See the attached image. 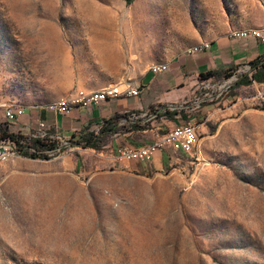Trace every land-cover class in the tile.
Masks as SVG:
<instances>
[{"label": "rangeland", "instance_id": "1", "mask_svg": "<svg viewBox=\"0 0 264 264\" xmlns=\"http://www.w3.org/2000/svg\"><path fill=\"white\" fill-rule=\"evenodd\" d=\"M255 4L264 11V0H0V104L29 113L12 123L0 108V126L14 132L29 117L33 127L80 90L123 88L146 57L166 58L191 32ZM111 54L123 56L118 66ZM249 69L228 67L181 101L151 105L137 117L145 130L128 136L122 122L102 149L76 138L50 159L0 153V264H264L263 82L237 83ZM167 107L192 118L159 116ZM188 122L194 157L115 156Z\"/></svg>", "mask_w": 264, "mask_h": 264}, {"label": "crops", "instance_id": "2", "mask_svg": "<svg viewBox=\"0 0 264 264\" xmlns=\"http://www.w3.org/2000/svg\"><path fill=\"white\" fill-rule=\"evenodd\" d=\"M93 11L98 12L97 10ZM260 27H264V11L256 4L254 10L241 8L235 14H231L228 20H224V22L215 23V21L211 20L205 31L196 29L195 32H191L188 35V43L172 46V49H170L171 55H167L166 58L163 56L155 58L148 56L143 60L144 65L140 67V71L132 72L128 76V82L124 84L123 89L129 85L135 88L138 87L141 96L119 97L104 101L92 108H74L67 115L48 114L47 118L44 119L64 131H70L72 134L79 133L85 128L95 129L104 119L112 117L116 113L140 111L139 115H144L150 106L155 103L167 105L181 101L190 96L199 84L215 77L204 78V73L208 71H223V69L233 66L248 67L252 60L264 55L263 42L258 41L254 37L232 38L229 35L232 30L243 31ZM207 42L210 43V48H202ZM188 47L190 51L187 53L184 49L186 50ZM131 52L133 53V48ZM121 57H123L121 54L117 56L111 54L110 63L113 67L118 66L122 60L120 59ZM154 64H168L169 69L162 74H154L150 70V67ZM78 84L79 87H87L84 83L79 82ZM113 85L115 84L108 86ZM73 86L74 83H71L70 88L72 89ZM108 86L82 91L83 93H90ZM72 94L75 93H71L70 97ZM24 123H29V117H26ZM138 131H129L128 136ZM113 135L118 136L119 133L117 132ZM124 135H127V133H124ZM168 150L157 152L154 159L156 156L160 159L163 152Z\"/></svg>", "mask_w": 264, "mask_h": 264}, {"label": "built area", "instance_id": "3", "mask_svg": "<svg viewBox=\"0 0 264 264\" xmlns=\"http://www.w3.org/2000/svg\"><path fill=\"white\" fill-rule=\"evenodd\" d=\"M232 38H248L254 37L258 41L264 43V29L259 30H248V31H234ZM202 48H210V43H207ZM150 70L154 74H162L166 72L165 70H158L156 68L150 67ZM264 82L261 84V89L259 91L260 95L264 97L263 92ZM140 90L138 88L127 86L125 89L119 85L118 87H111L110 90L104 91L96 97L86 96L82 90L71 95V99L64 104V106H57L53 108H47V110L53 111L55 114L67 115L77 107L92 108L99 105L104 101L119 97H133L139 95ZM0 108L3 110V116L6 120L12 123H17L22 120L24 116L27 115L26 109L10 108L7 104H0ZM170 109V108H169ZM132 116L138 117L139 115L132 113ZM133 118V117H132ZM124 122V121H123ZM27 126L20 127L15 134L27 138L21 139L20 143L15 139L4 138L0 141V153L1 149L6 148H21L25 149V153L28 154H39L59 156L69 151L73 152L74 142L76 138L81 139L80 135L76 137L74 134L68 135L67 132L48 123L43 117H38L35 122V126L30 127L28 123ZM101 124H99L94 130L97 133L101 129ZM196 126L193 122L187 123V129L183 131L167 132L158 140L152 141L141 146H131V145H121L116 148L115 156L118 157H128L129 161H142L150 162L154 159L157 152L165 149H173L174 151H182L194 157L193 147L189 141L185 140V133H190L191 128ZM39 140L46 143L44 146H34L31 141ZM48 145H52L49 147Z\"/></svg>", "mask_w": 264, "mask_h": 264}, {"label": "trees", "instance_id": "4", "mask_svg": "<svg viewBox=\"0 0 264 264\" xmlns=\"http://www.w3.org/2000/svg\"><path fill=\"white\" fill-rule=\"evenodd\" d=\"M222 74V71H208L207 73L203 74L204 78H208L211 76H219ZM231 75L230 73H227ZM255 82H264V55L257 57L256 59L250 62V69L241 75V78L238 80V84H245L249 85ZM164 110V112H162ZM158 113L159 116H169L173 120L177 115H181L184 119L189 120L192 118L191 115L187 114L186 108H175L169 109L162 108ZM132 113L137 115L140 114V111H132L128 113H116L112 117L104 119L101 123V129L96 133L95 130L85 128L81 131L80 137L81 139L76 141V144L81 145L82 147H89L94 149H102L106 143L103 141V138L108 135H113L114 133L119 132V125L124 121L131 123V128L128 131H137V130H145L147 125L143 124L144 119L139 117L137 119L132 118ZM4 138H11L17 140L20 143L21 139H26L23 136L17 135L14 132L10 131L7 126L2 127L0 126V141ZM31 143L34 146H44L46 143L41 142L39 140H33ZM51 147L52 145H48ZM13 155H24L32 158H41V159H50L55 157H49L48 155H39V154H28L25 153V150L21 149H9Z\"/></svg>", "mask_w": 264, "mask_h": 264}, {"label": "bare ground", "instance_id": "5", "mask_svg": "<svg viewBox=\"0 0 264 264\" xmlns=\"http://www.w3.org/2000/svg\"><path fill=\"white\" fill-rule=\"evenodd\" d=\"M158 68V67H157ZM156 68V69H157ZM159 70H162V69H159ZM264 86V85H263ZM112 87H118V86H112ZM111 88V87H110ZM110 88H107L105 89L104 91H108L110 90ZM104 91L100 92V93H93V94H90L88 97H96L98 96L99 94L103 93ZM18 108V107H16ZM19 109H22V108H19ZM187 129V124L183 127H181L180 129H177V130H173V131H170V132H175V131H183ZM185 140L186 141H189L191 142L192 144H194V147H193V150L195 148V146L198 144L199 142V138H198V127L197 126H194L191 128V132L190 133H185ZM9 149H21V148H6V149H1V156H2V160H8V158L13 155ZM21 150H25V149H21ZM61 156V155H59ZM59 156H51V157H59ZM118 159L120 161H125V160H129L128 157H118Z\"/></svg>", "mask_w": 264, "mask_h": 264}]
</instances>
